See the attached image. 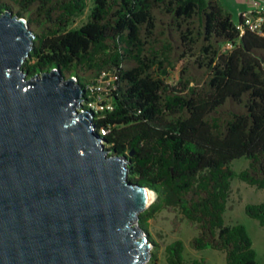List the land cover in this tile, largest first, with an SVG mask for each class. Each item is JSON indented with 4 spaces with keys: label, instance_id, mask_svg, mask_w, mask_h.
Instances as JSON below:
<instances>
[{
    "label": "trees",
    "instance_id": "1",
    "mask_svg": "<svg viewBox=\"0 0 264 264\" xmlns=\"http://www.w3.org/2000/svg\"><path fill=\"white\" fill-rule=\"evenodd\" d=\"M92 2L86 23L69 29L86 0H0V14L25 18L35 36L22 65L27 78L57 69L85 89L113 72V110L93 123L105 148L126 159L128 179L155 194L139 226L146 231L149 219L174 208L198 230L192 249L257 264L245 227L225 225L223 215L234 176L264 189V24L263 35L241 34L240 16L218 0ZM239 158L248 164L235 174L230 163ZM244 212L264 227V201ZM165 255L167 264H205L185 260L178 240Z\"/></svg>",
    "mask_w": 264,
    "mask_h": 264
},
{
    "label": "water",
    "instance_id": "2",
    "mask_svg": "<svg viewBox=\"0 0 264 264\" xmlns=\"http://www.w3.org/2000/svg\"><path fill=\"white\" fill-rule=\"evenodd\" d=\"M25 18L0 14V264H142L147 186L105 148L84 88L60 71L27 78Z\"/></svg>",
    "mask_w": 264,
    "mask_h": 264
},
{
    "label": "rangeland",
    "instance_id": "3",
    "mask_svg": "<svg viewBox=\"0 0 264 264\" xmlns=\"http://www.w3.org/2000/svg\"><path fill=\"white\" fill-rule=\"evenodd\" d=\"M221 6L236 17V8H244L248 0H218ZM264 4V0H257ZM87 7L79 15L75 16L69 25V29H76L86 23L88 14L92 7V0H86ZM13 12V11H12ZM14 13V12H13ZM36 29V28H35ZM181 65L177 64L173 70H169V84H175L178 81ZM100 80V79H99ZM109 81V83H108ZM114 83V73L110 72L109 77H101L99 86L101 89L111 88ZM106 91V89H105ZM248 161L245 158L233 160L230 163V169L237 174L247 167ZM153 199H155V194ZM264 201V189H256L245 182L240 181L234 176L230 183V194L226 205L223 218L225 225L241 224L245 227L256 252L257 264H264V227L258 222L248 217L244 212L246 204H257ZM150 203V204H151ZM146 234L151 241V247L148 249V258L142 264H167L165 258V248L174 241H181L183 245V257L185 260L203 259L205 264H225V255L223 252L215 250L195 251L190 246L191 239L197 235L198 230L194 224L187 222L174 208H166L157 213L148 220ZM133 225H139L138 220ZM155 254L156 262L152 263L150 259Z\"/></svg>",
    "mask_w": 264,
    "mask_h": 264
},
{
    "label": "built area",
    "instance_id": "4",
    "mask_svg": "<svg viewBox=\"0 0 264 264\" xmlns=\"http://www.w3.org/2000/svg\"><path fill=\"white\" fill-rule=\"evenodd\" d=\"M247 4L250 6L247 10L239 14L241 21L237 22V28L240 30L241 34L243 33L244 28H248L254 33L263 35L264 4L258 2L257 0H248ZM230 47L231 44L227 43L226 48ZM104 76L109 77V74H101L95 82H90L85 86L84 92L89 95L88 97L90 99H83L80 103L82 108L89 110L94 116L113 110V104L109 96L113 86L111 88H107V84L103 89L99 86V81H101V77ZM100 133L103 134L104 132L101 130Z\"/></svg>",
    "mask_w": 264,
    "mask_h": 264
},
{
    "label": "crops",
    "instance_id": "5",
    "mask_svg": "<svg viewBox=\"0 0 264 264\" xmlns=\"http://www.w3.org/2000/svg\"><path fill=\"white\" fill-rule=\"evenodd\" d=\"M247 6L245 5V7L244 8H236V17H237V20H238V17H239V14L241 13V12H243V11H245V10H247Z\"/></svg>",
    "mask_w": 264,
    "mask_h": 264
},
{
    "label": "bare ground",
    "instance_id": "6",
    "mask_svg": "<svg viewBox=\"0 0 264 264\" xmlns=\"http://www.w3.org/2000/svg\"><path fill=\"white\" fill-rule=\"evenodd\" d=\"M149 192V194H150V202L149 203H151V201H152V199H153V192H151V191H148Z\"/></svg>",
    "mask_w": 264,
    "mask_h": 264
}]
</instances>
